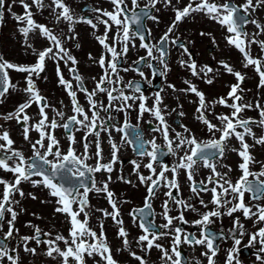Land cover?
<instances>
[{
    "label": "snow or ice",
    "instance_id": "obj_1",
    "mask_svg": "<svg viewBox=\"0 0 264 264\" xmlns=\"http://www.w3.org/2000/svg\"><path fill=\"white\" fill-rule=\"evenodd\" d=\"M158 2L159 0H147L141 5L138 0H110V8H92L95 15L89 16L77 15L66 0H51L47 5L44 0H0V23L4 22L7 11L16 21L24 51L32 53L34 57L32 62H17L0 54V96H4L10 89L24 94V99L12 111L0 113V118L5 121L15 120L22 126L23 139L31 150V155L26 156L23 150L14 146L15 141L8 128L0 127V170L12 173V178L0 176V264H21V250L33 256L37 255V248L31 246L30 241H34L35 245L45 244L42 254L58 260V264H88L89 259L92 264H121L113 255L103 220L99 221L98 231L89 226L90 191L103 192L107 196L111 211H98L104 217H111L118 225L116 235L121 243L115 248V252H128L138 264H149L148 254L153 248L159 250L160 264H216L215 257L219 252L217 235L224 239L231 237L233 241L232 246L226 249L223 264H242L239 259V246L245 234L248 235L247 246L259 244L258 251L254 254L256 260L264 264V203L260 202L264 200V161L255 159L250 151L253 145L245 139L246 135L251 136L256 144L264 145V134L257 135L253 131L254 126L264 129V105L259 100L255 103L243 102L244 98L240 95L244 91L241 82L246 73H242L224 59L216 61L224 71L235 77L236 82L229 86L226 96L213 100H207L205 93L192 80H184L186 87L179 91L192 93L197 98L194 117L201 125L197 131L183 123L173 127L177 123L175 120L169 123L166 118L168 112L165 111L168 106L162 103L160 91L153 93L151 103H148L150 98L142 91L141 80H147L149 84L152 81L146 77L141 67H134L137 63L146 64L153 75L158 72L164 76L170 70L168 57L171 46L180 50L177 62L181 67L186 68L193 77L202 76L207 83H211L208 73L218 70L208 64L198 67L188 47L192 42H181L178 34L173 35L182 20L195 13H202L224 29L223 38L229 46H234L241 53L242 66H252L259 77L257 87L264 86V39H257L264 34V23L253 17L257 7H264V0H241L239 3L236 0H187L183 6L174 5L172 0H162L164 5L172 8L174 16L166 30L152 43L148 39L151 30L146 27L144 20L147 18L159 21V17L152 14ZM16 3L22 8L19 13L13 10ZM33 6L41 15L43 9L49 8L51 20L44 23L34 19ZM60 23H65L64 35L53 28V25ZM78 23H85L93 30L103 25L102 33L94 32V38L103 51L98 58H93L89 53L92 62L102 69L99 79L92 78L94 86L91 89L85 86L84 77L77 69V58L64 44L69 39L75 44L78 36L75 28ZM248 24L254 25L258 31L249 33L246 28ZM200 35L211 37L215 43L211 32L201 31ZM137 38L139 47L145 50L144 55L121 68L129 49L137 47ZM37 40L45 43L37 47ZM252 44L259 46L258 55L252 54ZM48 60L55 63L57 82L70 100L72 114L66 119L65 112L50 104L36 83ZM61 62L72 79L63 75ZM121 70H135L140 80L125 81L120 75ZM12 71L23 74V85L12 82ZM167 86L177 90L172 83ZM78 92L83 94L87 107L81 104ZM100 94L106 97V102L100 98ZM228 98H231V102ZM59 104L63 107L62 100ZM217 104L226 106L231 111L214 112ZM33 105L37 107V112L30 114L27 110ZM252 108L258 111V116H245L244 110ZM132 111L136 112L135 125L129 119ZM117 113H123L122 121L117 119ZM145 113L150 116L146 123H155L151 131L159 134L160 142H157L156 135L144 139L139 122ZM209 113H212L211 118ZM178 115L184 116L185 113L180 111ZM61 127L66 140L64 145L55 134V130ZM33 130L37 133L35 138L30 136ZM112 130L121 133L120 144L113 138ZM77 131L83 133L80 140H77ZM101 131L107 133L110 147L107 157L103 154ZM199 132L206 135L201 137ZM90 137L95 139L91 140ZM233 137L239 142V148H232L228 144V140ZM90 143L94 147L93 151H90ZM77 144L80 145V150L77 149ZM123 145L131 146L136 156L147 158L143 164L136 159L130 161L132 172L136 174L139 183L144 185L146 193L143 204L134 207L129 213L134 220H138L140 233L133 239L140 252L131 247L129 230L120 218L115 193L109 188L113 166L119 159L118 153ZM226 149L235 151L240 157L237 164L239 172L235 179L231 175V165L220 164L218 168V161L224 157ZM168 155L173 157L171 162L159 159ZM253 164H259V168H252ZM141 166L148 170L147 174L139 171ZM201 167L209 171L206 177L198 180L196 177ZM101 171L107 173V176L97 181L94 174ZM181 171L184 172L186 183L193 196L198 198L203 211L196 208L190 200L179 196ZM33 176L39 177L31 179L33 185L42 184L56 198L55 211L64 214L69 221L67 235L60 232H56L54 236L51 233H42L39 226L33 225L31 221L25 223L33 229L34 234L21 235L19 228L15 226L18 213L13 205H18L19 200L15 199L14 194L19 193L23 197L20 184L22 181H29ZM117 179L132 182L122 174ZM162 186L166 189V199L161 204L162 222L156 224L152 198ZM201 192L210 193V200L200 197ZM246 193L249 196L247 202ZM28 195L35 198L33 193ZM124 202H127L126 198ZM209 203L211 208L208 207ZM173 205L176 215L170 214ZM20 210L23 211L22 208ZM185 210L196 213L197 218L186 219ZM238 210L245 219L252 220L256 226L254 231L246 233L239 216L233 218L227 233L222 230L219 233L209 230L208 226L213 223L211 218L231 216ZM181 223L197 226L196 230L188 231L181 227ZM13 238L16 242L14 247L9 245ZM162 238H166L165 242H161ZM185 245L193 252L199 247V256L204 260L196 256L188 257L182 247Z\"/></svg>",
    "mask_w": 264,
    "mask_h": 264
},
{
    "label": "flooded vegetation",
    "instance_id": "obj_2",
    "mask_svg": "<svg viewBox=\"0 0 264 264\" xmlns=\"http://www.w3.org/2000/svg\"><path fill=\"white\" fill-rule=\"evenodd\" d=\"M51 0H44L45 5L49 4ZM66 2L72 7L73 11L79 15H95L91 9L95 7H102V8H110V0H66ZM147 0H138V3L143 5L146 3ZM173 4L176 6H183L187 0H172ZM237 3L241 2V0H236ZM129 2V7H130ZM13 10L16 12H21V6L16 3L13 5ZM50 9L45 8L42 10L43 15L38 12L35 7L33 6V13L34 19L39 22L48 23L51 20L50 16ZM152 14L159 17V21H153L151 19H145L144 23L148 29L151 30L150 36L148 39L155 43V41L159 38V36L166 30V26L171 22L174 13L170 6H166L163 4L162 0L156 5V9L152 10ZM197 14V13H195ZM193 14L189 18H185L182 20L178 27L176 28L173 35L178 34L181 42L187 43L191 41L192 43L188 44L189 50L193 54V58L197 61V65L202 66L204 64H208L213 69H217V72L208 73V77L212 79L211 83H207L205 79L201 77H193L191 73L186 69L181 67L177 62V57L179 56L178 49H174L169 46V57L168 62L170 64V70L164 76H161L158 72L153 75L152 70L147 67L146 64L137 63L134 67H141L145 72V75L148 79L152 81L151 84L147 83V80H141V89L144 93L150 98L148 103H151V97L153 93L160 91L161 96L163 97L162 103L167 105L166 112H168V116L166 117L171 124L173 120L177 123L173 125V127H177L180 123L186 124L189 127L193 128L194 130L199 131L201 125L195 120L194 112H195V101L197 98L192 93H184L179 91L186 87L184 84L185 79L192 80L193 83L197 85V87L205 93L207 100H213L219 96H226V93L229 89V86L232 83H235V77L227 73L223 70L221 65H218L216 61L220 59H224L228 61V63L232 64L236 69L239 68V63L237 59L239 55L236 53V48L234 46H229L226 44V47H219L217 43H213L211 37L207 35H200V32L203 31V27L199 26L196 30V26L192 24V17L195 16ZM189 21V23H187ZM134 27V26H133ZM248 26H246L247 28ZM250 27V26H249ZM252 27H255L252 25ZM55 31L61 33V35L66 34V26L65 23H60L58 25H53ZM253 29V28H250ZM78 36L76 38L75 44L74 42L69 39L64 41L66 47L72 52V54L77 58V69L79 73L84 77V84L89 89L94 86L93 77L99 79L102 69L96 63H93L89 57V53L93 58H98L101 52L103 51L102 46L98 43V41L94 38L95 34H100L103 32V25H99L98 29L93 30L90 26L85 23H78L75 28ZM248 32H251L247 29ZM257 31V30H256ZM204 32V31H203ZM111 32L109 36H111ZM260 39V38H257ZM264 39V38H263ZM45 43L43 40H37L36 46H40L41 44ZM78 45V47L76 46ZM218 50V51H217ZM144 49L139 47V40L137 38V47L130 48L128 53L126 54V59L121 63V68L126 67L128 64H132L134 61L137 60L138 56L144 55ZM251 51L253 55L259 54V46L251 45ZM0 54H3L5 58H8L13 61L17 62H32L34 57L32 53H26L24 51L23 45L21 43V36L17 31L16 28V21L8 15L7 11H5V19L3 23H0ZM155 55V53H154ZM241 56V55H240ZM237 57V58H236ZM186 58V57H185ZM61 71L63 75L67 79H72V76L68 72L67 68L61 62L60 64ZM239 70V69H238ZM21 73L16 71H12L10 73L12 82L17 83L18 85H23L24 80L22 79ZM120 75L124 77L125 81L128 80H140L137 72L135 70H129L127 72L120 71ZM45 77L47 79H45ZM58 78L56 76V69L55 63L52 60H48L46 63L45 70L41 73L40 77L37 78V86L40 91L48 98V102L50 104H54L59 110L65 112V119L68 115H71L70 111V100L67 96V93L63 89L61 85L57 82ZM259 82L258 74L253 73L251 71L246 73L245 79L241 82V88L244 90L240 93L243 96L245 103H255L257 100L264 105V86L257 87ZM75 83V81H73ZM168 83H172L176 86V91L172 88H169L167 85ZM78 97L80 99L81 104H85V100L83 94L78 92ZM100 98L104 99L106 102V97L100 94ZM24 99V94L19 92L18 90H9L4 96H0V113H7L12 111L18 103H20ZM229 102H231V98H228ZM63 101V107L59 104V101ZM85 107L87 105L85 104ZM30 114H35L37 112V107L35 105L31 106L27 110ZM183 111L185 113L184 116H179L178 113ZM214 112H230L231 109L217 104L214 109ZM49 115L51 116L52 113L49 110ZM209 118L212 117V113H209ZM245 116H252L257 117L258 111L255 108L252 109H245L244 110ZM101 116H103V112H101ZM118 120H123V113L116 114ZM60 120L59 117H57ZM129 119L131 120L132 124L135 125L137 123L136 120V112L132 111L129 115ZM150 119L148 113L144 114V117L139 122L140 129L143 131L144 139H150L152 135L157 136V142L159 140V134L154 133L151 131L153 127H155V123L149 125L146 123ZM0 127H7L12 139L15 141L14 146L20 148L24 151L26 156L31 155V150L26 141L23 139V129L20 124H17L15 120H3L0 118ZM253 131L257 134H264V129L260 128L259 126H254ZM55 134L60 138L62 145L66 144L64 129L57 128L55 130ZM82 131L76 132L77 140H80L82 136ZM121 133L112 130V136L116 140L117 144H120V137ZM201 137L205 136L206 133L199 132ZM30 136L35 138L37 133L35 130L31 131ZM91 140H94L95 137H90ZM247 142L253 147L250 149L253 156L257 161H264V145L256 144L255 141L252 139L251 136L245 137ZM101 140H102V148L103 154L105 157L109 155L110 147L107 142V133L101 131ZM228 144L232 148H239V142L233 137L228 140ZM77 149L80 150V145L77 144ZM94 147L90 143V151H93ZM119 159L114 163L113 171L111 173L112 179L109 182V188L115 193V197L118 201V206L120 208V218L124 222V226L129 230V240L131 242V247L140 252V248L137 247L135 240L133 239L140 233V229L138 228V220H134L130 215V211L134 207H139L143 204V197L146 194L144 185L140 184L137 176L135 173L132 172V164L130 161L132 159H136L138 161L146 162V157L141 158L136 156L132 150V147L129 145H123L121 151L118 153ZM159 159L166 160L167 162H171L173 157L168 156H161ZM240 160V157L235 151L226 149L224 157L220 158L218 161V168L220 164L231 165L232 172L231 175L233 179L236 178L238 175V168L237 164ZM91 163V160L89 161ZM159 168V165H156ZM254 169L259 168V164H253L251 166ZM122 170V171H121ZM222 171H226L227 169H220ZM140 172L147 174L148 170L141 166ZM208 169L201 167L199 175L196 179H200L202 177H206L208 174ZM123 175L128 177L131 180V183H128L124 180L117 179L118 176ZM95 178L97 181L105 179L107 173L101 171L95 173ZM170 175V173H169ZM0 176L3 177H10L12 178V173L5 172L4 170H0ZM264 178V177H262ZM31 179H39L38 176H33L30 178L29 181H22L20 184V188L24 192V196L21 197L19 193L14 194L15 199L19 200L18 205H13L14 208L17 210V219L14 222L15 226L19 228L21 235H32L33 229L26 225V221H31L33 225L39 226L42 233H51L53 236L56 232L63 233L64 235L68 234V227L69 221L65 218V215L55 211L56 208V198L49 194V191L46 187L42 184L33 185L30 181ZM180 180V190L179 196L190 200L193 205L203 211L204 209L198 203V198L194 197L191 193L188 184L186 183V178L184 172L181 171L179 174ZM41 191V207L36 209H32L27 207L28 202H25L24 199L27 198L29 195L28 193H32L34 188H37ZM0 190H2V185H0ZM166 191L163 186L157 190L156 196L152 198V207L155 211V223L160 224L162 222L161 217V204L166 197L164 196V192ZM175 192V189L173 190ZM200 197L203 199L210 200V193L201 192ZM89 204L91 208L89 210V226L99 230V221L103 220L104 230L107 236V239L110 245L113 248V255L116 259L121 261V264H138L134 258L128 255V252L121 251L119 253L115 252V248L120 246L121 240L117 237L116 232L118 225L111 219V217H104L98 209H107L111 211V206L108 204L107 196L105 193L100 192L97 193L95 191L89 192ZM125 198L127 202L125 201ZM246 202L249 200V196L245 194ZM264 203V200L260 201ZM209 208L212 205L209 203ZM23 209L21 211L20 209ZM171 215H176V208L175 205L172 206L170 210ZM185 217L188 220H192L197 218V214L192 212L191 210H185ZM235 216H239L241 221L244 224L246 233L249 231L255 230V225L251 219H245L241 213V211H236L231 216L224 215L223 217L211 218L213 223L209 225V230L219 233L221 230L225 233L228 232L229 228L232 226V220ZM5 218L7 219V213ZM83 216L81 215V219ZM152 218V217H150ZM175 223V222H174ZM7 225L5 224L6 230ZM181 227L185 228L188 231H195L197 226L190 225V224H183L181 223ZM198 235V233H197ZM44 237L42 236L41 239ZM166 238H162L161 242H165ZM248 235L245 234L241 238V244L239 246L240 253L239 259L242 261V264H260L259 261L256 260V256L254 253L258 251L259 244H255L253 246H247ZM15 238L9 241L10 246H15ZM31 246H35L37 248V255L33 256L29 253H24L21 250V264H58V260H53L51 257L43 255V250L45 249L46 245L41 243L40 245H35L34 241L29 242ZM233 241L231 237L228 239H224L223 237L217 235V245L219 247V252L217 253L215 260L216 264H223V260L226 255V249L231 247ZM61 246H63L61 244ZM167 246V245H166ZM184 251L188 257L196 256L199 257L202 261L204 260L203 257L199 256L200 248L197 247L195 251H191L188 246H182ZM159 250L153 248L151 252L148 254L149 264H160L158 259ZM88 264H92V261L89 259Z\"/></svg>",
    "mask_w": 264,
    "mask_h": 264
},
{
    "label": "rangeland",
    "instance_id": "obj_3",
    "mask_svg": "<svg viewBox=\"0 0 264 264\" xmlns=\"http://www.w3.org/2000/svg\"><path fill=\"white\" fill-rule=\"evenodd\" d=\"M253 17L260 19L262 23H264V7H257L255 13H253ZM192 24L196 26V30L199 28V26L203 27V31L204 32H211L212 35L215 37V42L219 47H226V41L224 40V29H222L220 27V25H218L216 22L207 19L202 13H197L195 14V16L192 17ZM187 23H189V21H187ZM247 29H249L251 32L249 33H253L254 31H256L255 27H252V24H248L247 25ZM250 26V27H249ZM253 28V29H250ZM258 31V30H257ZM257 38L263 39L264 38V34L258 36ZM252 45H256V47H258L257 44H252ZM227 48V47H226ZM218 51V50H217ZM237 58V57H236ZM237 62L240 64L241 62L239 61V59H237ZM240 67L238 69H245L247 71H249V67H243L242 64L239 65ZM243 73V72H242ZM32 193L34 194L33 196H28L27 198L24 199L25 202H28L27 207H30L32 209H36L38 207H41V191L40 189L34 188Z\"/></svg>",
    "mask_w": 264,
    "mask_h": 264
}]
</instances>
